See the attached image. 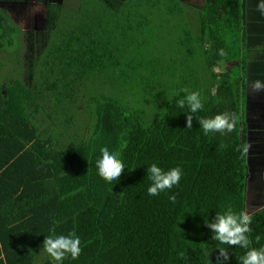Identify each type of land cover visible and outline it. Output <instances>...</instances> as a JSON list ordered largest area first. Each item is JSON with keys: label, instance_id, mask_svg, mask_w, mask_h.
<instances>
[{"label": "trees", "instance_id": "obj_1", "mask_svg": "<svg viewBox=\"0 0 264 264\" xmlns=\"http://www.w3.org/2000/svg\"><path fill=\"white\" fill-rule=\"evenodd\" d=\"M194 1L48 0L46 27L23 32L25 45L0 13V264H56L43 241L71 232L81 255L62 264H216L221 248L225 264H241L264 249V156L257 171L258 152L242 153L249 97L263 92L250 83L264 81V32L245 39L264 17L258 0L251 25L249 0H199L193 16L182 5ZM172 23L183 50L161 45ZM220 63L229 66L215 73ZM191 92L204 107L188 129L177 101ZM223 113L236 128L205 135L198 119ZM105 147L125 168L111 183L96 166ZM152 164L179 167V185L150 196ZM229 209L252 217L248 249L212 239L205 222Z\"/></svg>", "mask_w": 264, "mask_h": 264}, {"label": "clouds", "instance_id": "obj_2", "mask_svg": "<svg viewBox=\"0 0 264 264\" xmlns=\"http://www.w3.org/2000/svg\"><path fill=\"white\" fill-rule=\"evenodd\" d=\"M256 11L264 17V0H258ZM250 88L254 93L264 91V81L255 80L250 83ZM187 92V89H185ZM187 104L189 114H187V128L191 129L193 124V115L201 111L204 107L199 92H191L184 98L177 101V106L184 108ZM238 117L235 113L218 114L214 118H199L198 123L205 135L212 132H232L237 125ZM250 145L243 146L242 153L249 152ZM239 150V149H238ZM102 157L97 160L96 166L99 176L105 181L111 183L113 180H119L124 172V164L118 158L117 154L111 153L108 148L101 149ZM147 179L151 181V186L147 189L150 196H157L161 192L171 190L174 186H178L182 178V170L179 167L164 171L156 164H152L147 169ZM169 199L175 203L176 196L172 195ZM206 226L211 229L214 241L229 246H239L248 249L251 241L248 233L251 232L250 225L252 217L247 211L239 214L229 209L224 214H217L212 222H205ZM81 240L75 232L69 233L67 236H47L43 241V252H46L56 264L62 262L70 256L73 260L78 259L81 255ZM216 257V264H225L230 259L226 249H219ZM180 258L184 259L185 254L180 253ZM241 264H264V249H250L241 257Z\"/></svg>", "mask_w": 264, "mask_h": 264}, {"label": "rangeland", "instance_id": "obj_3", "mask_svg": "<svg viewBox=\"0 0 264 264\" xmlns=\"http://www.w3.org/2000/svg\"><path fill=\"white\" fill-rule=\"evenodd\" d=\"M110 1H114V0H110ZM121 1V0H120ZM196 1V0H195ZM1 2V0H0ZM36 5H33V9H30L31 12H26V9L23 10L24 13L31 15L29 21H24V20H19L17 19V11H15L13 9V7H9L10 10L12 11V13L16 16V22H18L25 30H27V27L32 26L31 28H35V29H40L43 30L45 28V21H46V11L45 9H42V7H40V0H35ZM117 2V0H116ZM3 6V5H0ZM5 6V5H4ZM8 7V6H5ZM1 8V7H0ZM4 11V9H2ZM156 31H159L160 36L163 38L167 35V32H169V29L167 27H164V25H159L154 27ZM145 27H144V31H145ZM174 30V31H173ZM171 31L174 32L175 36L173 39H171V42L169 45L167 44H163L161 43L162 46L166 47L168 49V47L171 49L173 46L174 48H180V50L185 49V46L183 45L182 42H180L181 40L187 38L186 35L183 36L184 32L183 31H179V30H175L174 27V23H172V27H171ZM176 32V33H175ZM16 39L20 40V43L23 45L24 43V39L21 36H17ZM139 39H143L144 42L148 43L149 45L153 46L154 44H156L157 40L150 38V37H140ZM186 51V50H185ZM23 52V51H22ZM173 54L175 52H172ZM182 54H184L183 52H181ZM182 59V58H181ZM151 64H149L150 67ZM229 65L225 64V63H220L219 65L215 66L214 68V72L215 73H219L220 71H222V68H226ZM249 101L251 103V108L250 112H252L251 114L247 113L248 116V121H249V126H250V147L254 148V152H258V155H254L252 156L251 160H250V164L251 165H257V171L261 168L262 166V161L261 158L264 156V153H262V150L260 148V146H262V137L264 135V124H262L263 126H260L259 123H255V121H258L257 119L262 118L264 114H259L258 118L255 120V116H253V113H257V110H261L263 111L264 109V105H263V101H264V91L260 93L259 96L257 95H252L251 97H249ZM252 104H254L255 108L252 107ZM259 127H262L263 129L260 130V132H254L256 129H258ZM262 139V140H261ZM261 140V141H260ZM257 148V150H255ZM264 158V157H263ZM263 169V176H264V168ZM252 170V168L250 169V171ZM261 170V169H260ZM252 172V171H251ZM254 176V175H252ZM253 177H249V181H252ZM95 186H97V183L95 182L94 184ZM255 197H257L259 195V191L254 193Z\"/></svg>", "mask_w": 264, "mask_h": 264}, {"label": "crops", "instance_id": "obj_4", "mask_svg": "<svg viewBox=\"0 0 264 264\" xmlns=\"http://www.w3.org/2000/svg\"><path fill=\"white\" fill-rule=\"evenodd\" d=\"M40 1H42V2H40V7H42V9H45V11H46V6H47V1L48 0H40ZM247 4H249L248 6H247ZM0 5H3V6H0L1 8H0V13L1 14H3L4 16H6L7 18H8V20H9V24H16V25H18L19 27H21L22 28V31H19V34L17 35V36H21L22 35V33L23 32H26V31H28L29 30V28L30 27H32V26H30V27H27V30H25L18 22H16V16L12 13V11L10 10V8L9 7H13V9L15 10V11H17V13H16V15H17V19H19V20H24V21H29V19L31 18L30 16L31 15H29V14H26V13H24L23 12V10H25L26 9V12H31L30 11V9H33L34 7H33V5L35 6L36 5V2H35V0H33L32 2H27V3H20V2H17V1H1L0 2ZM8 6V7H5V6ZM201 5H204V3H202V4H200L199 3V0H196V4H195V1H194V3H191V2H187V3H183V8L184 9H186L187 8V10H190V12H192L193 13V16H194V14L195 15H197L198 13H195L196 11H197V8H199V11L201 10ZM254 5H255V2H254V0H249L248 1V3L246 2L245 3V7L246 8H251V11H252V13L250 14V17L248 18V20H250L251 19V21H250V25H251V23L256 19V18H254V14H253V10L255 11V7H254ZM2 9H4V11L2 10ZM237 15H240L241 17H244L245 16V10H243V12L242 13H237ZM221 15H219V19H221ZM247 20V21H248ZM244 20H242V22L241 23H243L242 24V28H243V30L242 31H244L245 32V24H244ZM260 24H262V26H261V28H259V26H260ZM45 27H46V21H45ZM254 27H255V30H253L252 32H250L249 34H248V38H246L245 40H248V41H255L256 39H258L259 37H261V36H263V34H260L261 33V31L260 30H263V32H264V21L262 22V23H260V22H254ZM263 27V28H262ZM35 29V28H34ZM241 31V32H242ZM16 36V37H17ZM23 38V37H22ZM16 39V38H15ZM22 45V44H21ZM23 45H25V43H23ZM25 49V47L24 48H22V50H24ZM26 60V59H25ZM252 107L253 108H255V106H254V104H252ZM252 109V108H251ZM256 109V108H255ZM257 110V113H253V116H255V120L258 118V115L261 113V114H264V110L263 111H261V110H258V109H256ZM248 113L249 114H251L252 112H250V103H249V105H248ZM252 115V114H251ZM262 118H264V115H263V117ZM262 118H258L257 120L258 121H255V123H261V122H263V124H264V121H263V119Z\"/></svg>", "mask_w": 264, "mask_h": 264}]
</instances>
